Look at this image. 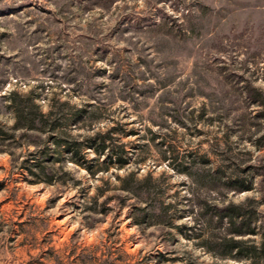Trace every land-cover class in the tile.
<instances>
[{
	"label": "rangeland",
	"instance_id": "1",
	"mask_svg": "<svg viewBox=\"0 0 264 264\" xmlns=\"http://www.w3.org/2000/svg\"><path fill=\"white\" fill-rule=\"evenodd\" d=\"M11 92L55 106L59 136L116 126L129 163L93 175L50 131L13 129ZM42 159L53 183L28 169ZM130 172L172 204L157 223H134ZM263 195L264 0H0V264H245L193 238L200 206Z\"/></svg>",
	"mask_w": 264,
	"mask_h": 264
},
{
	"label": "trees",
	"instance_id": "2",
	"mask_svg": "<svg viewBox=\"0 0 264 264\" xmlns=\"http://www.w3.org/2000/svg\"><path fill=\"white\" fill-rule=\"evenodd\" d=\"M9 99L15 114L13 129L37 133L50 131L53 133L50 141L57 149H63L69 153L68 161L88 169L91 174L96 175L100 171H109L110 163L116 168H124L129 163V158L124 155L127 150L122 144L118 146L115 143V136L112 132L117 129L116 126L105 131L97 130L94 135L85 139L70 135L59 136L57 131H60L63 114L57 111L55 106L50 105L49 110L44 111L41 104L32 95L23 96L17 92H11ZM33 143L38 145L35 141ZM117 146L120 150L115 149ZM87 147L95 150L99 156L105 155L108 158L107 163L104 161L97 170H94L93 166L88 164ZM47 153L46 149L43 155ZM44 162V159L34 160L33 166L28 169L34 175L41 177L39 181L53 183L55 181L53 171L45 166ZM215 172L209 176L210 183L206 187L209 190L219 191L222 188L219 182L224 180L219 174V170H215ZM120 180L122 190L136 193L139 200L144 203V205H134V210L138 213V216L133 218L135 224L142 225L149 220L157 223L161 217L168 213L172 206L171 203L158 205L153 199L155 187L151 175L138 178L135 172H130ZM222 183L227 185V189L236 192H245L254 187L253 178H244V176L238 175L230 176L227 182ZM262 201V199L252 196H248L240 202L228 199L218 202L205 201L200 206L202 224L198 226L204 228H198L193 238L199 239L198 243L204 249L222 259L236 260L245 264H264Z\"/></svg>",
	"mask_w": 264,
	"mask_h": 264
}]
</instances>
